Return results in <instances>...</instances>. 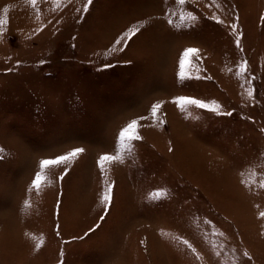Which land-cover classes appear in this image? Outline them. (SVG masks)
<instances>
[{
	"label": "rangeland",
	"instance_id": "374dc122",
	"mask_svg": "<svg viewBox=\"0 0 264 264\" xmlns=\"http://www.w3.org/2000/svg\"><path fill=\"white\" fill-rule=\"evenodd\" d=\"M184 10L197 21L181 26L176 0H0V264H177L182 239L196 258L227 246L264 264V0H190ZM134 27L120 51L116 39ZM187 47L201 50V79L180 82ZM176 95L216 101L221 114L181 112ZM140 116L142 140L102 174L99 157ZM78 148L32 187L41 160ZM156 191L165 195L152 200Z\"/></svg>",
	"mask_w": 264,
	"mask_h": 264
},
{
	"label": "snow or ice",
	"instance_id": "6c2138e0",
	"mask_svg": "<svg viewBox=\"0 0 264 264\" xmlns=\"http://www.w3.org/2000/svg\"><path fill=\"white\" fill-rule=\"evenodd\" d=\"M57 3H59V0H56ZM190 0H176V4L180 6V12H179V19L181 21V26L188 24V23H194L197 21V16L193 14L192 11H185V7L189 4ZM198 0H191V3H197ZM214 3V0H212ZM29 3L35 7L37 4V0H29ZM93 3V0H88V5H91ZM209 8L212 7V3L208 5ZM87 9H85L86 11ZM8 9L5 8L4 12L7 14ZM175 15V13H173ZM213 21L219 24H223L224 22L222 20H219L215 15L212 17ZM236 19H239L237 16ZM8 23L7 15H5L3 18H0V34H2V30L4 26ZM170 26H175L173 24V21L170 19L168 21ZM229 29L236 34L237 30L235 27V24L228 25ZM138 32L137 28H132L131 30L124 32L119 36L115 44L116 45H122L120 48V51H123L124 48L128 47L127 41H132L133 37H136ZM240 35H236V38L234 39L235 46L243 51L242 46L240 44L241 40ZM204 57L201 55V50L197 47H187L183 49V51L179 55L178 59V71L176 73V77L180 82L193 80V79H201V76L199 73L202 71L200 68V65L203 63ZM127 63V61H126ZM247 71V61H243L239 64V74L244 75ZM195 72L196 75H192L191 73ZM204 79H211V77H203ZM247 95L249 97L253 96V90L251 88L248 89ZM171 103L176 106L181 112H184L189 106H193L196 109L205 110L210 113L214 114H221L222 106L217 103L216 101H205L203 99L197 98L195 96H188V95H176L172 97ZM163 107L162 102H155L150 107V116L153 119H156L158 116L159 111ZM225 115H232L231 112H224ZM148 116H140L135 119H131L124 127H122L116 137V143H114V154H104L101 155L97 161V165L99 167L100 172L103 174L105 171V163L106 162H123L124 154L129 153L131 154L133 152L134 143L137 141L142 140V136L139 134V128L142 127L141 121L148 120ZM162 123L161 121H157ZM84 151V149H76L74 151H70L64 155H60L56 157L55 159H43L40 161V169L41 172H37L35 175L34 180L32 181V187L39 189L41 182H42V172L44 169L51 168V167H59L61 165H67L70 162H72L75 158L80 156V154ZM69 170L67 168L64 169V171L61 173L59 179L61 181L64 180V177L68 175ZM259 188L264 189V179L256 181ZM113 190H114V184H106L104 191L102 193V202L106 206V213L111 209L112 201H113ZM62 195V194H61ZM152 200H158L161 196L165 195L164 192L156 191L150 194ZM59 207V205H58ZM104 216H101V220H104ZM260 218L264 219V212L260 213ZM99 227V225H97ZM91 231V230H90ZM59 234V233H58ZM222 235V233H221ZM43 241H41L42 243ZM181 242L186 245L189 249H191L193 252H195V249L192 247L191 243H189L188 240L182 239ZM40 244L37 245V249H39ZM245 256H248L247 253H244ZM251 259V257H248Z\"/></svg>",
	"mask_w": 264,
	"mask_h": 264
},
{
	"label": "crops",
	"instance_id": "0c3cea01",
	"mask_svg": "<svg viewBox=\"0 0 264 264\" xmlns=\"http://www.w3.org/2000/svg\"><path fill=\"white\" fill-rule=\"evenodd\" d=\"M260 60H261V63L259 66L263 68V65H264L263 56L261 57ZM255 100L259 103V105L263 102L260 100L259 97L252 96V101H255ZM259 120L263 121V123H261L262 125L261 124L259 125V130H260L259 132L263 135V138H264V117L262 119H259ZM175 248L177 250L176 251L177 255H175V256H177L175 258V260L178 261L177 264H243L247 260L253 264L261 263V261L259 259H257L256 257L249 259V258H244L242 256H235V257H233V255L228 256L227 255V246H225V255H224V253L220 252V256H218V257L213 256V255H207V256L199 257V258H196L193 255H191L190 249L189 248L186 249V245H178ZM215 250H216V247H211L210 252L214 254ZM158 262L159 261H156L155 263L158 264Z\"/></svg>",
	"mask_w": 264,
	"mask_h": 264
}]
</instances>
